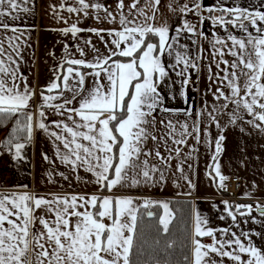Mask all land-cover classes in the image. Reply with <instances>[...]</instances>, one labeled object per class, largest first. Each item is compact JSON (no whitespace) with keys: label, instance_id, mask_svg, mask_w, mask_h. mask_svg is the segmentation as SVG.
I'll return each instance as SVG.
<instances>
[{"label":"snow or ice","instance_id":"snow-or-ice-1","mask_svg":"<svg viewBox=\"0 0 264 264\" xmlns=\"http://www.w3.org/2000/svg\"><path fill=\"white\" fill-rule=\"evenodd\" d=\"M28 2L29 0H0V28L22 33V29L10 27L4 21L5 18L16 21L20 18V13L29 12L30 9L26 6ZM160 2L161 0H147L146 7L154 10ZM78 4L79 8L68 7L67 11L88 16L90 7H94L97 13L103 8L99 3H91V0H78ZM140 5L141 0H132L125 12L124 0H118L119 24L123 30L88 29L101 40L104 32L113 36L110 43L115 50H109L107 56H101L99 49L93 45V51L97 55L92 61L67 59L65 63L68 67L64 69L63 65L60 66L63 75H57L47 88L48 93L56 91L57 94L41 93L43 104L35 117L36 127L48 132L59 142L56 154L60 160L73 171L82 168L92 173L95 182L107 191L163 182L165 171L171 169V160L181 156L182 148L179 146L187 145L189 138L198 142L200 139V129L195 123L189 131L187 122L180 124L178 120L171 118L166 122L160 120L166 135L158 137L154 132L157 121L153 114L157 110L179 115V110L162 106L163 97L158 87L168 72L161 57L165 52L168 55L175 52L176 65L183 64L184 69L196 68L197 65L173 48L178 40L175 37L170 39L167 26L152 23L155 11L148 15ZM261 7H264V3ZM194 8L195 14L200 15L201 4L196 2ZM204 10L208 13H222L218 17L204 19H212L218 26L233 25L246 33L244 37L229 33L224 39L215 38L214 47L221 46L216 54L223 57V49L227 48L234 59L231 63L222 60L232 71L224 70L226 74L220 78L224 88H217L214 94L215 99L223 103L218 107L214 106L212 112H207V116L220 127L217 115L228 112L229 105H232L230 123L243 120L239 115L243 108L253 117L248 123L261 128L256 121L264 122V11H250L239 6L207 7ZM103 11L104 19L113 22L116 20L107 8H103ZM179 11L184 13L194 9L184 4ZM223 13L233 18L225 19ZM97 19H100L99 15ZM250 27L255 29L256 34L249 31ZM62 31L65 35H75L84 29L74 24ZM176 31L177 36L181 31L198 34L197 26L187 20ZM150 36L157 37V41L151 42ZM17 38L9 37L8 43L19 56L20 45L12 44ZM86 43L91 44V41ZM3 45V40H0V56L6 51ZM80 53L81 56L85 55L83 49ZM115 57L125 59L117 60ZM15 63L12 53L7 55V63L0 59V118L23 117V121L19 118L16 120V127L12 129L8 140V144L15 149V157L20 158L21 150L26 145L20 142L19 134H24L28 141L33 136L34 113L31 111L30 101L35 92L27 87L26 79L18 73L17 68L12 67ZM80 68L91 71L82 72ZM178 74H184V70ZM88 76L93 77V81L91 87L86 88ZM17 80L24 81L25 86L21 88ZM224 89L228 90L227 94ZM65 91L70 93L69 97H64ZM57 100L62 102L52 103ZM74 102L79 106L71 107ZM44 107L54 108L57 114L65 116L70 123L57 122L55 128L60 131H49L44 123ZM184 115L191 117L192 113L189 110ZM75 117H79V120ZM261 130L264 131V128ZM149 140L162 142L167 155H162L158 148L147 149L145 145ZM169 140L173 145L171 148L168 147ZM223 140L224 136L219 135L215 141L214 160L222 150ZM61 145L66 151H61ZM149 157L158 160L160 164L150 162ZM187 158H191V153ZM45 159L48 157L45 156ZM176 171L190 187H195L185 174L183 160L178 163ZM214 171L219 187L224 188V182L228 178L221 174L219 163L214 165ZM141 206L149 218L157 216L150 210L152 207L163 209L162 215L157 217V223L162 232L167 234L175 218L168 202L145 200L142 205H137L133 198L126 196L72 195L46 199L28 193H0V264H133L131 255L136 241L138 219L141 218ZM257 207L264 217V206ZM241 208H247V213L241 212ZM37 211L42 214L37 215ZM251 212V205H239L236 208V213L241 216ZM236 213L229 208L228 216L233 221L237 219ZM193 222L190 236L192 264H224L223 258H228L232 264H264V251L255 246L251 233L241 232L237 235L236 232L223 228L217 231L229 238L218 239L216 231L205 227L208 221L198 211L194 213ZM202 237H210L211 243H203L200 239ZM241 237L247 238V242ZM216 257L221 259L217 260Z\"/></svg>","mask_w":264,"mask_h":264},{"label":"crops","instance_id":"crops-1","mask_svg":"<svg viewBox=\"0 0 264 264\" xmlns=\"http://www.w3.org/2000/svg\"><path fill=\"white\" fill-rule=\"evenodd\" d=\"M132 0H124L125 9ZM196 2L201 4L200 15H196L194 5ZM91 3H99L103 8L112 12L116 20L110 21L104 19L103 8L97 13L94 7L88 9L89 15L83 13H69L68 7L79 8L78 0H29L26 5L30 11L20 13V18L16 21L8 22L10 27H19L22 33H13L9 30L0 28V40L4 42L6 49L0 59L7 63V55L12 53L15 64L12 67L17 68L18 73L26 79L27 87L34 90L35 95L30 101L31 111L34 113V131L31 141H22L25 148L21 150V157H15V149L11 145H3L2 135L4 131L0 130V168L5 173V181L0 185V193L11 194L13 192L21 194L28 193L34 197H44L51 199L64 196H85L91 197H131L137 205H142L145 200L153 202H166L169 199H188L192 202V228L194 226L193 216L199 212L202 218L207 219L206 228L216 231L218 239H228L219 229L228 228L237 235L241 232L251 233V239L256 247L264 251V217L259 213L257 206H264V122L256 121L261 128L254 127L248 123L253 117L243 108L240 109L239 115L243 120H237L235 124L230 123V110L233 108L229 105V111L217 115L220 127L212 123L207 116V112H212L214 106H219L223 101L215 99L217 88H224L220 78L226 73L224 70L231 72L229 65L222 63V60H228L229 63L234 59L224 48V56L217 55L220 45H215V38L224 39L230 33L237 37H244L246 33L233 25L218 26L212 22V19L204 17H218L219 11L209 14L207 7H235L248 8L250 11H264L261 4L264 0H161L156 8L149 9L146 7L147 0H141L140 7H144L148 15L155 11V20L152 22L156 26H167L169 28L170 39L175 37L178 43L173 44L176 51L186 55L192 63L197 65L196 68L184 65H176L175 52L168 55L167 52L161 57L168 75L159 83L158 91L163 97V107L172 110H179V115L157 110L153 115L156 118L154 132L159 136L166 135L160 120L165 122L171 118L179 121L180 124L187 122L189 131L195 123L200 132L198 133L199 142L189 138L187 145H180L182 153L179 159L171 160V169L165 171V180L150 184H141L131 188H118L107 191L101 185L95 182V176L92 173L84 171L82 168L73 171V169L63 163L56 154L57 144L48 132L36 127V116L43 104L41 93L44 95H56L57 92H47L48 86L55 81L57 75H63L61 65L66 69L67 59H85L92 61L97 55L93 51V45L99 49V55L107 56L109 50H115L110 43L113 36L103 33V40L94 32L88 29L104 30H123L119 24L120 9L118 0H91ZM188 4L189 8L194 11L181 13L179 8ZM99 15L100 19H97ZM225 19L227 13H223ZM142 19V17H140ZM188 21L197 26V33L193 34L181 31L177 36V29H181L184 22ZM84 29L75 35H67L62 31L72 25ZM249 31L255 33L254 28ZM16 36L17 39L12 41L13 45H20L17 56L9 46L8 38ZM207 37V39L205 38ZM151 42H156L157 37L150 36ZM91 41V44L86 43ZM107 42V43H106ZM229 46L231 42H228ZM123 47V45H122ZM83 49L85 55L81 56L80 50ZM117 60L123 58L115 57ZM219 63V67H217ZM18 66V67H17ZM77 67V66H74ZM184 70V74L181 71ZM82 72L91 71L80 68ZM187 79V83L185 80ZM93 77H86L85 87H91ZM103 82V75L101 77ZM21 88L25 86L24 81L17 80ZM226 83V82H225ZM226 94L227 89H224ZM70 93L65 91L64 97H69ZM62 100L53 101L52 103H61ZM74 102L71 107H78ZM44 123L49 131H60L55 128V124L60 121L68 122L65 116L57 114L54 108L44 107ZM191 111V117L184 115V112ZM203 113V114H201ZM215 114V113H214ZM79 120V117H75ZM179 131V125H177ZM219 135L224 136L221 142V152L216 160L215 141ZM87 143V142H85ZM147 149L158 148L162 155H167L163 143L149 140L145 145ZM168 147L173 145L169 140ZM193 148L195 151H193ZM61 151H66L62 148ZM191 153V158H187ZM175 155V153H173ZM45 156L48 159H45ZM150 162L160 164L158 160L149 157ZM184 161L185 174L195 185L190 187L187 181L180 178L176 171L178 163ZM219 163L221 174L229 177L237 175L240 178L241 186L238 190V197L242 202H233L226 199L221 194L218 178L215 177L214 165ZM191 165V167H189ZM63 174V175H61ZM67 177V179H65ZM79 177V179L77 178ZM190 193V195H189ZM248 201V202H247ZM226 202V203H225ZM239 205H251L252 212L246 215L236 213ZM142 208V206L140 207ZM231 208L236 213L237 219L233 221L228 216V210ZM241 212L247 213V208H241ZM42 214L37 211V215ZM223 217V219H221ZM259 233V235H256ZM247 242V238L241 237ZM203 243H211L210 237L200 238ZM217 260L221 259L216 257ZM224 264H232L228 258H223ZM191 264H192V243H191Z\"/></svg>","mask_w":264,"mask_h":264},{"label":"trees","instance_id":"trees-1","mask_svg":"<svg viewBox=\"0 0 264 264\" xmlns=\"http://www.w3.org/2000/svg\"><path fill=\"white\" fill-rule=\"evenodd\" d=\"M18 118L23 121V117L16 116L0 118V130L4 131L3 145H9L8 140ZM19 135L20 142L28 141L24 134ZM166 202L175 216L167 234L162 232L157 223V217L163 213L162 208L152 207L150 210L157 214L152 218L147 217L143 207L140 208L141 218L138 219L136 241L131 255L133 264H191L192 202L188 199H169Z\"/></svg>","mask_w":264,"mask_h":264},{"label":"built area","instance_id":"built-area-1","mask_svg":"<svg viewBox=\"0 0 264 264\" xmlns=\"http://www.w3.org/2000/svg\"><path fill=\"white\" fill-rule=\"evenodd\" d=\"M228 179L225 180V187L220 188L221 194H223L226 199L229 201L233 202H245L244 199H241L238 197V190L240 189L241 186V181L240 178L237 175H232L227 177ZM5 181V173L4 171L0 168V185ZM248 202V201H247Z\"/></svg>","mask_w":264,"mask_h":264},{"label":"water","instance_id":"water-1","mask_svg":"<svg viewBox=\"0 0 264 264\" xmlns=\"http://www.w3.org/2000/svg\"><path fill=\"white\" fill-rule=\"evenodd\" d=\"M258 211V210H257Z\"/></svg>","mask_w":264,"mask_h":264}]
</instances>
